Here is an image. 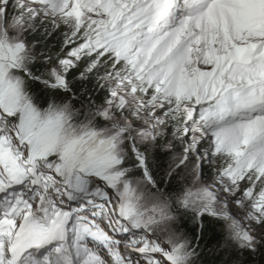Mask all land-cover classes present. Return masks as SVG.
Segmentation results:
<instances>
[{"label": "snow or ice", "instance_id": "snow-or-ice-1", "mask_svg": "<svg viewBox=\"0 0 264 264\" xmlns=\"http://www.w3.org/2000/svg\"><path fill=\"white\" fill-rule=\"evenodd\" d=\"M0 264H264V0H0Z\"/></svg>", "mask_w": 264, "mask_h": 264}, {"label": "trees", "instance_id": "trees-1", "mask_svg": "<svg viewBox=\"0 0 264 264\" xmlns=\"http://www.w3.org/2000/svg\"><path fill=\"white\" fill-rule=\"evenodd\" d=\"M52 47H55V42H53V44L51 45Z\"/></svg>", "mask_w": 264, "mask_h": 264}]
</instances>
